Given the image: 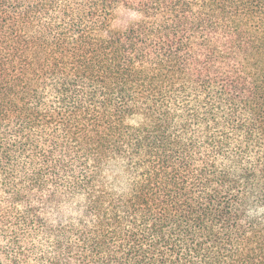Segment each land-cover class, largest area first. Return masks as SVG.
Wrapping results in <instances>:
<instances>
[{"label": "trees", "instance_id": "16d2710c", "mask_svg": "<svg viewBox=\"0 0 264 264\" xmlns=\"http://www.w3.org/2000/svg\"><path fill=\"white\" fill-rule=\"evenodd\" d=\"M0 264H264V0H0Z\"/></svg>", "mask_w": 264, "mask_h": 264}]
</instances>
